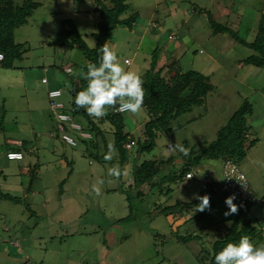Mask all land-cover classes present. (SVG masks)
Masks as SVG:
<instances>
[{
    "label": "rangeland",
    "instance_id": "obj_1",
    "mask_svg": "<svg viewBox=\"0 0 264 264\" xmlns=\"http://www.w3.org/2000/svg\"><path fill=\"white\" fill-rule=\"evenodd\" d=\"M33 1L39 6L14 31L15 41L23 44V59L15 61L14 68L0 67V190L20 199L0 198V264H200L197 254L201 247L210 248L225 232L228 221L220 225L217 221L225 217V198L232 193H210L214 212L203 218L194 217V208L186 218L162 208L189 202L193 194L202 196V178L223 182L216 160L203 159L193 168L195 176L190 180L165 178L162 184L141 187L137 194L133 169L143 160L152 161L159 167L154 180L179 170L186 156L169 152L168 141L196 155L245 104L249 107L245 113L247 140L255 142L237 165L254 194L264 197V67L241 64L243 58L257 52L228 31L215 33L207 17L210 12L234 36L254 42L264 0H127L126 15L137 12L138 18L130 29L118 26L108 43L120 65L143 80L156 53L157 67L177 59L182 70L209 75L214 87L202 105L179 116V127L169 135L157 133L149 153L136 156L137 144L129 149L125 163L115 148L110 161L105 155L97 160L85 154L75 139V146L63 142L49 107L47 91L53 88L62 90L57 100L69 103L71 96L64 88L69 74L64 67L73 64L75 68L81 60L75 48L62 44L66 37L61 32L70 29L71 23L93 46L92 33L97 31L99 19L95 3ZM15 2L20 5L23 0ZM42 77L47 83H42ZM122 114L130 137H142L149 119L147 110L143 107L137 115ZM61 124L73 137L81 134L68 123ZM104 136L109 147L113 135L106 132ZM99 145L104 154L102 138ZM9 150H22L24 158L8 160ZM34 165L38 172L30 189ZM113 166L122 172L119 179L108 175ZM93 185L98 191H93ZM250 212L264 219V207L254 204ZM127 215L131 218L119 220ZM177 234H195L199 239L184 243ZM253 241L256 246L264 245V238Z\"/></svg>",
    "mask_w": 264,
    "mask_h": 264
},
{
    "label": "trees",
    "instance_id": "obj_2",
    "mask_svg": "<svg viewBox=\"0 0 264 264\" xmlns=\"http://www.w3.org/2000/svg\"><path fill=\"white\" fill-rule=\"evenodd\" d=\"M93 2L95 3L94 10L97 12L99 18L97 21V31L92 33L95 39L93 46L87 44L83 35L71 23H69L70 29H65L61 32L66 37V41L62 44L67 48H75L81 54V60L75 68L73 64L68 65L71 67V70L70 72H66L69 74V77L64 88L68 90L71 100L67 105L63 104L62 112L69 114L72 120L79 125L80 133L88 134V136L79 134L73 137L78 145H83V152L85 154L97 160L100 159V156L106 155L109 147L105 142L106 138L104 134L108 132L113 135L112 146L116 149L120 161L125 163L129 157V149H127L126 144L130 140L135 141L134 145L137 144L136 156L144 152L149 153L154 148L157 133L169 135L170 132L179 127L181 123L178 120L179 116L190 113L194 107L202 105L207 92L214 86L210 83L209 75L195 70L184 71L180 68L177 59L169 60V62L167 61V63L157 67L158 54L155 53L152 56L151 66L146 72V77L143 79L145 92L143 107L147 110L149 119L144 123L142 137L136 139L130 137L127 131H125L123 114L115 109H110L108 114L101 120H94L84 110L76 109L73 104V97L76 91L85 90L87 87V81L83 75L87 71V65L92 63L99 66L100 47L104 43H109L113 31L118 26L127 25L130 29L138 18L137 12L126 15L129 9L127 0H93ZM38 6L39 3L33 0H23L20 5L16 4L15 0H0V52L3 54L0 67L5 69L14 68L15 61L23 59V44L15 41L14 31L16 28L27 23V18ZM207 17L215 33L228 31L239 43L257 52L243 58L241 64L264 67V13L261 14L257 37L254 42H247L234 36L233 32L230 33L229 28L215 22L210 12L207 14ZM153 26L158 28L156 23H153ZM164 70L165 73L162 75L161 73ZM74 71L77 72L74 74ZM58 88L61 90L60 87ZM248 109V106L242 104L228 119L227 123L218 130L215 138L198 154L192 155L190 153L187 155L182 162L181 168L177 171L154 180L155 175L159 171V167L155 163L150 160H143L140 164L135 165L133 169V183L136 194L141 193V190H139L141 187L151 188L160 183L162 184L165 178H168L169 181L181 179L188 171L193 170L195 166L199 165L203 159H225L237 164L239 160H242L246 156L247 149L255 142V139L247 140L248 126L245 113ZM77 119H80V121H77ZM107 124L109 125L108 128L105 126ZM100 138H102L106 149L104 154L99 151ZM168 161L173 162L172 157H169ZM37 170V165H34L29 175L30 189L33 186V180L35 181L36 179ZM63 182L60 186L63 185ZM203 182L202 196L205 194L211 196L212 193L223 190L220 179L211 182L203 180ZM214 187H217V189L213 190ZM0 198L9 199L14 202L20 200L18 197L12 196L9 193H3L1 190ZM198 203L199 201L196 199L183 203L177 202L173 206L162 208V211L165 212L167 210L166 212L168 213L175 211V213H179L177 215L178 218H186V215L191 212L190 208L195 209V205ZM237 204L240 206L237 215L223 217L221 221H217L219 225L223 221H231V225L228 223L225 232L212 242L210 248L201 247V250L197 254L200 264H215V255L226 247L227 244L238 243L243 236H247L251 241L257 237L264 238L262 234L264 219L261 220L259 217H254L250 212V208L254 203L247 201L245 204H241L237 198ZM213 206V202L211 201L210 211L197 212L194 217H206L210 212H214ZM129 218L131 216L127 215L125 218L119 220ZM177 238L184 243L192 239H199L198 235L195 234H177Z\"/></svg>",
    "mask_w": 264,
    "mask_h": 264
},
{
    "label": "clouds",
    "instance_id": "obj_3",
    "mask_svg": "<svg viewBox=\"0 0 264 264\" xmlns=\"http://www.w3.org/2000/svg\"><path fill=\"white\" fill-rule=\"evenodd\" d=\"M60 2L63 4L66 0H60ZM99 51V66L90 63L83 74L87 81L86 89L75 92L73 97L75 108L84 110L94 120L103 119L110 109L126 111L132 115L139 114L143 110L145 96L144 82L140 75L133 71H126L120 65L116 52L107 43H104ZM167 145L169 152L189 155V149L179 143L173 145L168 141ZM20 151L23 153L22 150ZM114 151V147L109 145V152L104 157L106 161L112 159ZM108 175L119 179L122 172L118 166H113L108 169ZM186 175L187 180L194 176L191 172ZM93 191H98L95 185H93ZM193 198L199 201L195 205V212L211 210L209 195L193 194ZM235 199V194L225 198L227 208L224 212L225 217L239 213L240 206L234 203ZM228 223L231 225V221ZM214 261L215 264H264V245L256 246L247 236H243L238 243L227 244L215 255Z\"/></svg>",
    "mask_w": 264,
    "mask_h": 264
},
{
    "label": "built area",
    "instance_id": "obj_4",
    "mask_svg": "<svg viewBox=\"0 0 264 264\" xmlns=\"http://www.w3.org/2000/svg\"><path fill=\"white\" fill-rule=\"evenodd\" d=\"M2 59H3V54L0 52V61ZM126 63L128 64V61H126ZM70 70H71L70 66L64 67L65 72H70ZM41 81L42 83H47V79L45 77H42ZM47 96L49 98V107L53 113V116L58 121L57 124H59V130H60L59 134L61 136L60 138L62 139L63 142L74 146L75 140L73 136L65 130V126L61 124V122H66L72 128L78 129V130H79V125L72 120V117L69 114L61 111L63 108V103L60 100L56 99L61 96V90L59 88L49 89L47 91ZM118 112L124 113L126 111H118ZM134 144H135V141L130 140L126 144L127 149L132 148ZM6 157L9 160H20L23 158V153L21 151H15V150L8 151L6 153ZM215 165H217V169L220 170L222 174L223 182H221V188L223 190H226V191H229L235 194L241 204H245L247 201H251L256 205L264 206V198L258 197L254 194L247 177L241 171V169L236 163L231 162L230 160L217 159ZM189 172H191L195 176V172L193 170H190L187 173ZM186 174L180 180L188 179ZM202 179L207 182L217 180L215 178H211V179L202 178ZM216 189L217 187L213 188V190H216ZM262 234L264 235V223L262 224Z\"/></svg>",
    "mask_w": 264,
    "mask_h": 264
},
{
    "label": "crops",
    "instance_id": "obj_5",
    "mask_svg": "<svg viewBox=\"0 0 264 264\" xmlns=\"http://www.w3.org/2000/svg\"><path fill=\"white\" fill-rule=\"evenodd\" d=\"M66 66H68V65H66ZM65 66V67H66ZM10 141V143H12V142H19L20 143V141H15V140H9ZM23 155H24V153H23ZM24 157V156H23ZM22 160V159H21ZM12 161V160H11Z\"/></svg>",
    "mask_w": 264,
    "mask_h": 264
}]
</instances>
